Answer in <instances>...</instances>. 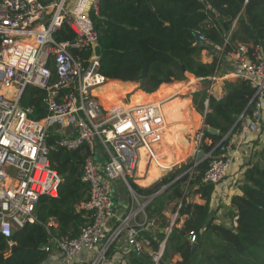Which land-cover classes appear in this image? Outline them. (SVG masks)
Listing matches in <instances>:
<instances>
[{
    "label": "built area",
    "instance_id": "obj_1",
    "mask_svg": "<svg viewBox=\"0 0 264 264\" xmlns=\"http://www.w3.org/2000/svg\"><path fill=\"white\" fill-rule=\"evenodd\" d=\"M98 2L0 0V234L8 238L38 222L35 208L40 197L57 194L62 176L51 168L50 152L87 146L89 155L83 160L80 177L88 186V199L79 205L87 222L76 237H70L51 234L49 227L55 225V219L49 218L45 226L48 241L40 249L47 255L43 264H128L132 254H147L158 264L174 223L166 228L158 249L149 251L150 239L144 233L155 228V220L145 212L151 197L136 193L129 181L137 182L135 171L142 153L144 174L152 167L162 174L172 168L161 163L162 141L171 123L165 101L132 103L131 95L124 93L105 105L99 96L109 80L98 73V34L91 18L97 14ZM205 8L219 17L209 5ZM69 35L72 39H66ZM197 38L209 43L200 34ZM228 43L226 37L214 49L220 55ZM260 49V45L240 44L227 53L230 72L221 79L246 80L255 92L251 111L237 118L234 133L222 137L217 144L220 154L203 173L202 181L212 184L214 192L229 175L235 148L249 134L264 130V58ZM206 80L213 87L218 78ZM27 86L44 91L41 103L46 114L41 119L32 117V107L21 104ZM188 87L187 94L192 96L196 91ZM207 93H213L211 86ZM207 107L205 99L204 114ZM204 114H197L200 127L195 152L203 142ZM209 157L205 154L203 160ZM193 167L185 174L191 176ZM114 182L124 185L130 198L128 209L121 214L113 198ZM137 197L146 200L140 202ZM180 207L181 202L175 216ZM187 239L193 244L195 233L190 231Z\"/></svg>",
    "mask_w": 264,
    "mask_h": 264
},
{
    "label": "trees",
    "instance_id": "obj_2",
    "mask_svg": "<svg viewBox=\"0 0 264 264\" xmlns=\"http://www.w3.org/2000/svg\"><path fill=\"white\" fill-rule=\"evenodd\" d=\"M205 5L215 9L219 17L210 15ZM91 18L98 34V73L109 80V92H117L116 96L133 92V103L144 101L150 96L146 94L170 83L168 80L184 81L186 73L204 81L211 76L223 77L230 72L225 61L235 45L264 48V0H99L97 14ZM198 34L213 46H222L226 37L229 43L220 56L215 50L197 47ZM66 39H72V35ZM203 50L213 54L211 62L201 61ZM134 79L139 87L131 82ZM127 82L132 84L127 86ZM221 90L220 98L214 93L208 95L207 89L192 94L193 108L200 115L208 100L201 148L210 157L194 166L191 176L185 174L192 167L190 163L169 171L149 187H140L129 179L135 192L146 197L166 187L145 207L147 217L155 220L154 230L144 233L150 239L149 251H156L165 238L170 225L164 213L167 206L174 203L176 210L181 202L158 264H172L174 256L180 258L175 264H264V145L247 162L238 186L240 192L230 196L235 225L217 221L210 208L214 187L202 181L209 161L220 154L217 144L227 133H234L237 118L252 109L255 90L248 81L224 79ZM43 95L44 91L34 86H27L22 94L21 104L34 109V119L46 114L41 103ZM104 101L106 105L113 103ZM208 127L219 134L209 133ZM51 139L49 136L47 142ZM88 155L87 146L50 152V166L62 176L57 194L40 197L35 208L38 222L25 225L8 238L0 234V264H43L47 255L40 249L48 241L45 226L49 218L55 219V225L49 227L51 234H79L87 222L79 205L88 199V186L80 177ZM194 196L203 203L190 201ZM181 217H185L183 225L177 227ZM190 231L196 235L193 253V244L187 239ZM9 243L15 245L13 250ZM128 264L153 262L147 254H132Z\"/></svg>",
    "mask_w": 264,
    "mask_h": 264
},
{
    "label": "crops",
    "instance_id": "obj_3",
    "mask_svg": "<svg viewBox=\"0 0 264 264\" xmlns=\"http://www.w3.org/2000/svg\"><path fill=\"white\" fill-rule=\"evenodd\" d=\"M260 53L262 55V57L264 58V48L261 47L260 49ZM210 54V53H208ZM213 58V54H210V56H206V58L204 60L201 61L204 63H209L212 61ZM206 60V61H205ZM187 78H195L193 75L187 73ZM233 79V78H230ZM187 81V80H186ZM189 84L187 85V89H189ZM183 86L182 83L180 82H170L167 84H163L161 85L158 90L155 92L153 91L152 94H146L147 96H151V100L154 101H165V103L163 104V107L166 111H168V117H167V121H171V120H175L176 123L172 124L170 126V130H168L167 134L165 136V138L162 141V145H163V149H162V153H163V158H161V163L162 165L167 164L170 165V167L174 164L179 163L180 161L183 160L182 157L180 156H176L180 151H182L180 149V140H181V136L184 135L183 133H181L182 129H191L192 124L194 122V120H191L190 114H191V108L189 105V101H191L192 103V96L187 94V92H182V95L187 99V102H183L181 100H179L178 98H175L178 94L177 90L179 88H181ZM185 86V85H184ZM220 86V85H219ZM218 86V87H219ZM219 92L217 97L220 98L223 95V92L221 90V87H219ZM156 94H155V93ZM130 95L133 94V92H127ZM180 93V92H179ZM150 100V101H151ZM178 107V108H174V107ZM182 109H186L187 111V116L189 117V125L187 127H179L178 124H184V117L181 116L180 111ZM184 112V110L182 111ZM195 113V112H194ZM180 121H179V120ZM179 121V122H178ZM193 121V122H192ZM176 128H179L180 131V137H177L179 134H177V136L175 135L174 131ZM167 145H172V147L169 149ZM264 145V130L263 129H259L256 130L254 133H251L248 135L247 139L241 143L239 145V147L235 148L234 151V162L231 166V169L229 171V175L227 177V179L225 180L223 186L221 187V189H219L217 192H214L212 194L211 197V202H210V208L212 209L213 213L215 214L217 221L220 223H224V224H232L234 223V217L230 211V206H229V201H230V196L234 193H239L240 190L238 188V186L242 183V179H243V171L247 165V162L249 161V159H251L252 154H254V152L258 149H260L262 146ZM176 146V147H175ZM189 147V143L187 145ZM175 147V149H174ZM146 163V159L145 161H139V163ZM175 168V167H174ZM155 168L152 167L148 172L143 171V167H139V169L137 171H135V177H138V179H136L137 182L141 183V185L145 186V187H149L151 185H153L155 182H157L161 176L162 173H159V176H157L152 182L147 183V178L149 177L150 174H152V171ZM113 198L115 200L116 203V211L118 214H121L123 212H125L128 209V205H129V195L126 191V189L119 183V182H114L113 184ZM189 200V199H187ZM190 201L195 202V203H199L202 204L203 200H201L199 198V196H194L193 198L190 199ZM170 212H169V207L170 206ZM166 208V211L164 212L165 215H171V222H175L177 215L175 216V204H169ZM174 207V208H173ZM169 219V218H168ZM185 217H181L178 221V224H176L177 227H180L183 225ZM181 224V225H180ZM175 258H178L177 260H180V258L178 256H175ZM176 262V261H174Z\"/></svg>",
    "mask_w": 264,
    "mask_h": 264
},
{
    "label": "rangeland",
    "instance_id": "obj_4",
    "mask_svg": "<svg viewBox=\"0 0 264 264\" xmlns=\"http://www.w3.org/2000/svg\"><path fill=\"white\" fill-rule=\"evenodd\" d=\"M213 50H215L216 51V53L218 52L216 49H213ZM206 56H210V54H208V52L206 51V50H203L202 52H201V58H202V60H204L205 58H206ZM206 61V60H205ZM226 62V68L227 69H230V66H231V64H230V61H228V58H227V60L225 61ZM223 69V68H222ZM186 75V79L184 80V81H181L180 83H182L183 84V86L181 87V88H179L178 90H177V92H178V94H177V96L175 97V98H178L179 100H181V101H183V102H187L188 101V99H187V97L185 98L183 95H182V92H187V85L189 84V82H190V84H192L191 86L193 87L192 88V91H199V90H201V89H209L210 88V86H211V89H212V92L217 96L218 95V92H219V87H222V85H223V81H224V79H221V78H223V77H217L218 78V80L217 81H215V83H214V85H213V87H212V85H210V82L209 81H196L194 78H190V79H188L187 78V73L185 74ZM187 80V81H186ZM173 82H175V81H173ZM185 85V86H184ZM220 85V86H219ZM135 86H137V87H139V84L138 83H135ZM219 86V87H218ZM111 88V84L109 83V82H107V84L105 85V91L103 92L104 94H106V96H104L105 98H103V99H105V100H108V101H113L114 102V97L115 98H118V96H116L117 94V92L115 93V92H109V89ZM180 92V93H179ZM123 94V92H119V95H122ZM190 94V93H189ZM113 96V97H112ZM121 97V96H120ZM152 98H151V96H149L148 98H146V99H144V101H142V102H145V101H150ZM189 104H191V114H190V116H195L194 115V112L196 113V114H198L196 111H195V109L193 108V105H192V103H191V101H189ZM174 108H178L177 106L176 107H174ZM193 111V112H192ZM165 112H166V117H168V111H166L165 110ZM199 117V119H200V116H198ZM179 120V119H178ZM191 120H194V122L193 123H191L192 124V127H191V129L189 130V129H182L181 130V133H183L184 135H182L181 137V140H180V142H179V144H180V149L182 150V152H183V154H185V157L183 158V160L182 161H180L179 163H177V164H174L173 166H172V168L170 169V170H168V171H166V172H164L163 174H162V176H164L166 173H168L169 171H171V170H173V169H175V168H179V167H181V166H183V165H188V164H193L194 162H196L195 161V159H194V155H195V148H196V146H197V144H196V131L198 130V128L200 127L199 126V123H200V121L199 120H196V119H194V117H191ZM180 121V120H179ZM178 121V122H179ZM168 123H172V124H175L176 123V121L175 120H171V121H169ZM188 143H189V147L187 146L188 145ZM204 143H207V144H209V140H205V142ZM176 147V146H175ZM175 147H174V149H175ZM199 150H202V148L200 147L199 148ZM175 167V168H174ZM188 169H186L185 171H187ZM161 176V177H162ZM120 183V182H119ZM121 184V183H120ZM135 184L136 185H138V186H140V187H145V186H143V185H141V183H139V182H135ZM122 185V184H121ZM123 187H124V185H122ZM163 188V187H162ZM55 195V193H53L52 194V196H54ZM139 195H141V194H139ZM143 196V195H142ZM138 199H139V201L140 202H144V200H146V198H140V197H137ZM128 201H129V204H130V198L128 199ZM169 207V212H170V207H171V205L170 206H168ZM167 217L169 218V220H171V215L169 214V215H167ZM181 225V224H180ZM178 258H175V256L172 258V260H171V262H172V264H175L176 262H174V261H179V260H177Z\"/></svg>",
    "mask_w": 264,
    "mask_h": 264
},
{
    "label": "water",
    "instance_id": "obj_5",
    "mask_svg": "<svg viewBox=\"0 0 264 264\" xmlns=\"http://www.w3.org/2000/svg\"><path fill=\"white\" fill-rule=\"evenodd\" d=\"M196 42H197V43H196L197 47H205L207 50H210V51L214 49V46H213L212 44H210V43H206L205 41H202V40H198V38H196ZM235 47H237V46L235 45ZM183 71H184V68H183ZM160 79H162V77H160ZM168 81L173 82L172 80H168ZM131 82H132V83H136V79L132 80ZM207 131H208L209 133H211V134H214V135H218V134H219V131H217V130H215V129H213V128H210V127L207 128ZM204 156H205V153H204L203 150H198V151H196V152H195V155H194V159H195L196 162H194V163L192 164V166H195V164L197 165V164H199L201 161H203ZM165 188H166V187H163V188H161L159 191H157V192L151 197V199H153L155 196H157L158 194H160L161 192H163V191L165 190ZM11 248H12V250H13V249L15 248V245L13 244V245L11 246ZM195 248H196V245L193 244L192 247H191L192 253L195 251Z\"/></svg>",
    "mask_w": 264,
    "mask_h": 264
},
{
    "label": "bare ground",
    "instance_id": "obj_6",
    "mask_svg": "<svg viewBox=\"0 0 264 264\" xmlns=\"http://www.w3.org/2000/svg\"><path fill=\"white\" fill-rule=\"evenodd\" d=\"M99 83H101L100 82V80H99ZM107 83V82H106ZM130 84H132L131 82H127L126 83V85L127 86H129ZM105 91V85H104V87H102V90H101V92L100 93H98L99 94V96L101 97V99H102V97L103 98H105L104 96H106V94H104L103 92ZM104 95V96H103ZM113 97V96H112ZM114 99H116L115 97H114ZM103 100V102H104V104H105V101H104V99H102ZM134 101H132V103H133ZM138 102V101H137ZM141 102V101H140ZM136 103V102H135ZM106 105V104H105ZM110 105V104H109ZM184 110V112H182ZM180 114H181V116H183L184 117V124H178V126L181 128V127H187L188 125H189V117L187 116V111H186V109H182L181 111H180ZM174 133H175V135L177 136V134H179L177 137H180V131H179V128H176L175 129V131H174ZM176 156H180V157H182V158H184L185 157V154H183V152L182 151H180ZM145 156H144V153H142V155H141V161H145ZM143 165H144V163H139V167H143ZM139 167H138V169H139ZM159 171L157 170V169H154L153 171H152V174H150L149 175V177L147 178V180H145V181H147V183H150V182H152L157 176H159ZM138 178H139V176H138Z\"/></svg>",
    "mask_w": 264,
    "mask_h": 264
}]
</instances>
